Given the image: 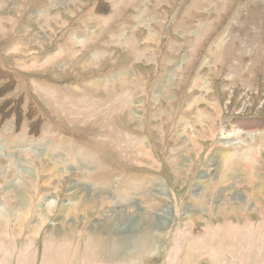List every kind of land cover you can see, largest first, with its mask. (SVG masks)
<instances>
[{
  "label": "rangeland",
  "instance_id": "374dc122",
  "mask_svg": "<svg viewBox=\"0 0 264 264\" xmlns=\"http://www.w3.org/2000/svg\"><path fill=\"white\" fill-rule=\"evenodd\" d=\"M0 264H264V0H0Z\"/></svg>",
  "mask_w": 264,
  "mask_h": 264
}]
</instances>
